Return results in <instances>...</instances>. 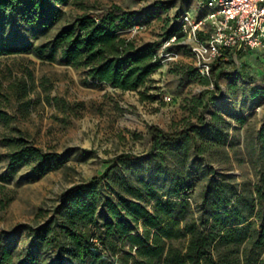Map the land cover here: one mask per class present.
<instances>
[{
    "label": "rangeland",
    "instance_id": "1",
    "mask_svg": "<svg viewBox=\"0 0 264 264\" xmlns=\"http://www.w3.org/2000/svg\"><path fill=\"white\" fill-rule=\"evenodd\" d=\"M55 7L59 16L48 24L8 21L0 26V37L20 51L0 55V112L7 117L0 119V247L14 259L24 255L30 245L28 228L50 216L61 194L112 165L135 186L140 179L149 180L163 201L176 203L181 199L166 196L171 180L199 175L202 184L184 193L193 218L200 213L207 167L215 175L233 176L238 185L248 183L252 191L261 185L264 160L257 136L264 128V50L238 54L218 72L216 88L198 76L188 47L174 36L181 15L198 14L193 0H62ZM84 14L117 17L118 35L137 48L152 49L161 67L137 90L121 91L88 79L84 69L66 66L60 51L49 60L51 52L40 47ZM214 113L227 129L224 145L195 154L190 140L185 160L174 146L164 158L152 152L150 127L186 132L200 145L205 131H196ZM14 139L54 154L56 161L42 170L32 159L12 164ZM158 139L161 143L163 137ZM124 154L131 157L121 159ZM137 232H142L141 222ZM242 250L244 264H264V245Z\"/></svg>",
    "mask_w": 264,
    "mask_h": 264
},
{
    "label": "trees",
    "instance_id": "2",
    "mask_svg": "<svg viewBox=\"0 0 264 264\" xmlns=\"http://www.w3.org/2000/svg\"><path fill=\"white\" fill-rule=\"evenodd\" d=\"M61 1L0 0V26L8 21L17 26H32L38 20L48 24L59 16L55 5ZM117 20L112 14L99 18L81 15L40 50L51 52L49 60L60 51L66 66L86 70L87 78L94 82L121 91L137 90L161 67L160 60L152 49L137 48L132 40L119 36ZM176 33L179 34L178 25L174 36ZM19 52L0 37V55ZM232 62L212 67L208 78L195 72L205 84L218 88L215 85L218 72ZM6 118L0 112V119ZM202 126L196 131V135L205 131V142L200 145L186 132L169 134L150 127L151 150L157 153V158H164L174 146L185 160L190 140L195 154L226 143L223 132L227 129L218 114H212ZM158 136L163 137L161 143ZM257 142L260 159L264 160V128L260 129ZM11 146H15L10 155L12 164L32 159L42 170L57 158L27 146L22 139L12 140ZM130 157L120 156L124 160ZM210 170L207 167V175H202L200 213L193 218L187 212L184 193L202 184L199 175H191L189 180L186 177L171 180L166 196L181 199L176 203L163 201L159 189L149 180L140 179L135 186L132 179L112 165L102 175L61 194L50 216L28 228L30 245L24 255L14 259L10 251L0 247V264H244L242 246L264 245V176L261 185L252 191L248 183L238 185L233 176L215 175ZM196 172L200 174L199 170ZM102 215L103 221L99 223ZM139 222L141 234L133 233Z\"/></svg>",
    "mask_w": 264,
    "mask_h": 264
},
{
    "label": "built area",
    "instance_id": "3",
    "mask_svg": "<svg viewBox=\"0 0 264 264\" xmlns=\"http://www.w3.org/2000/svg\"><path fill=\"white\" fill-rule=\"evenodd\" d=\"M193 2L198 14L181 15L177 36L201 77L208 78L212 67L233 61L244 51L264 50V0Z\"/></svg>",
    "mask_w": 264,
    "mask_h": 264
},
{
    "label": "bare ground",
    "instance_id": "4",
    "mask_svg": "<svg viewBox=\"0 0 264 264\" xmlns=\"http://www.w3.org/2000/svg\"><path fill=\"white\" fill-rule=\"evenodd\" d=\"M176 34H177V33H176ZM176 34H175V35H176Z\"/></svg>",
    "mask_w": 264,
    "mask_h": 264
}]
</instances>
